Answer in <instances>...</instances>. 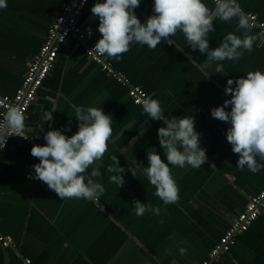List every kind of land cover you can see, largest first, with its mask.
<instances>
[{"label":"crops","instance_id":"1","mask_svg":"<svg viewBox=\"0 0 264 264\" xmlns=\"http://www.w3.org/2000/svg\"><path fill=\"white\" fill-rule=\"evenodd\" d=\"M66 1L6 0L7 8L0 9L3 95L13 96L21 86ZM233 1L264 22V0ZM97 2L89 0L79 18L89 45L101 38L99 19L91 13ZM204 3L213 13L217 11L212 1ZM153 5L154 0H141L135 9L141 22L155 14ZM213 24L216 30L208 37L211 50L229 33L244 34L238 30V18H216ZM249 34L258 39L250 52L241 50L242 57L235 61L208 64L206 54L193 50L181 32L171 37L172 45L161 41L149 49L133 44L122 58L105 56L131 85L140 86L161 103L166 120L195 119L207 161L198 169L170 165L180 200L168 205L155 195V186L143 170L149 166L148 152L154 150L167 163L158 138L163 120H151L142 106L132 102L128 86L87 57L83 47L76 46V39L70 38L29 107L25 120L28 139L13 136L0 160V232L16 243L14 248L0 245V264H21L24 258L33 264H201L249 197L264 186V169L253 173L247 167H237L239 156L227 141L231 124L211 116L213 108L231 99L225 92L228 79L264 71V39L255 28ZM218 63L223 65L222 73L216 72ZM81 106L104 109L112 117L108 151L93 165L100 167L101 176L96 180L105 192L99 200H61L46 184L29 178L34 174L32 166L40 162L31 149L45 145L44 136L50 130L74 135L79 126L75 109ZM52 109L56 110L53 121L45 122L43 114ZM226 111H231V106ZM112 156H117L126 170L122 188L110 182L112 173L107 168ZM136 200L159 207L160 214L136 216ZM211 264H264V212L248 231L236 236L229 252Z\"/></svg>","mask_w":264,"mask_h":264},{"label":"clouds","instance_id":"2","mask_svg":"<svg viewBox=\"0 0 264 264\" xmlns=\"http://www.w3.org/2000/svg\"><path fill=\"white\" fill-rule=\"evenodd\" d=\"M140 3L141 0H98L91 13L99 19L101 38L90 52L119 59L131 50L133 44L146 45L149 49H155L161 41L172 45L175 42L171 37L181 32L188 45L193 50L198 49L202 55L206 54V60L211 64L239 60L243 55L241 50L250 52L258 39L256 35L249 34L252 25L239 7L234 6L233 0H220L215 13L204 0H154L155 14L146 22H141L135 13ZM4 8H7V2L0 0V9ZM216 18L223 21L238 18V30H244L243 36L229 33L219 47L211 50L208 37L216 30L213 24ZM260 37H264V32L260 33ZM222 71L223 65L218 63L216 72ZM225 92L231 99L213 108L211 116L231 124L227 130V141L232 145L233 153L239 156L237 167L241 170L247 167L251 172L258 173L264 169V71H250L246 77L228 79ZM229 106L231 111H226ZM142 107L151 120L164 122V126L158 129V138L167 159L166 163L155 150L148 152L149 166L144 167V173L150 184L155 186V195L165 205L179 203L180 190L172 167L187 165L198 169L205 164L207 153L201 147V134L195 130V119L192 117L166 120L162 116L161 103L156 99H145ZM54 111H46L43 120L53 121ZM75 117L79 126L74 135L69 137L59 129L50 130L44 136L45 145L32 147L31 155L40 162L32 166L34 174H29V178L46 184L61 200H99L105 188L96 180L101 176L100 167L93 165L102 160L108 151L113 134L112 117L104 109H85L82 106L75 109ZM25 120L21 108L12 106L7 109L0 120V149L6 147L10 136L28 139ZM111 160L107 168V172L112 173L110 182L122 188L126 170L120 166L117 156H112ZM131 171L136 177L135 171ZM133 204L135 215L139 217L146 212L159 215L161 211L159 207L139 200Z\"/></svg>","mask_w":264,"mask_h":264},{"label":"built area","instance_id":"3","mask_svg":"<svg viewBox=\"0 0 264 264\" xmlns=\"http://www.w3.org/2000/svg\"><path fill=\"white\" fill-rule=\"evenodd\" d=\"M89 0H68L61 11L57 14L53 24L48 30L44 43L34 56L26 71L23 82L13 96L3 95L0 92V120L8 108L15 106L21 108L27 117V112L31 104L35 101L37 92L43 82L50 74L55 65L56 59L63 47L70 40L76 39V46L83 47L87 57L99 64L105 71L111 74L118 82L128 86V95L135 105L142 106L144 100L149 98V94L140 86L131 85L124 74L114 70L107 62L105 56H99L90 52L95 45L86 43L84 29L79 24V18L87 6ZM217 7L220 0H210ZM234 6H238L241 12L247 16L251 28H255L260 33L264 32L263 21H259L254 13L245 12L242 6L233 1ZM264 39V37H262ZM13 136L8 137L6 147L0 149V160ZM30 139H32L30 137ZM264 212V186L261 190L250 196L245 208L238 214L227 228L223 236L211 248L208 257L201 264H211L221 254L227 253L235 244L236 236L249 230L253 222ZM0 245L3 248L16 247V243L10 236L0 232ZM21 264H33L30 258H24Z\"/></svg>","mask_w":264,"mask_h":264},{"label":"water","instance_id":"4","mask_svg":"<svg viewBox=\"0 0 264 264\" xmlns=\"http://www.w3.org/2000/svg\"><path fill=\"white\" fill-rule=\"evenodd\" d=\"M211 202H212V200H211ZM213 203L216 205L217 203L213 200Z\"/></svg>","mask_w":264,"mask_h":264}]
</instances>
